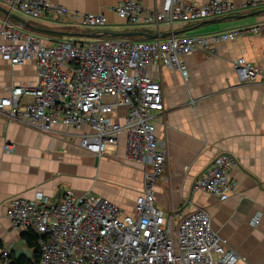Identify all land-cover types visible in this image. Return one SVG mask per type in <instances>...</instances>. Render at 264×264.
<instances>
[{"label": "built area", "instance_id": "1", "mask_svg": "<svg viewBox=\"0 0 264 264\" xmlns=\"http://www.w3.org/2000/svg\"><path fill=\"white\" fill-rule=\"evenodd\" d=\"M258 5L264 0H210L203 5L165 0L161 10H145L140 0H119L111 11L129 26H167L172 32L175 23ZM0 7L16 16L96 31L109 24L101 13H72L51 0H0ZM10 19L0 17V59L11 66L33 63L37 81L10 88L0 98V113L42 133L52 134L59 125L77 131V146L93 156L107 154L123 137L125 160L143 170V190L131 214L108 199L70 190L60 200L42 194L13 199L6 216L14 229L36 233L38 264H236L239 257L213 229L204 209L166 215L155 204L153 186L167 157L155 133L164 111L161 86L148 69L164 67L185 76L182 57L247 35L264 36V23L207 36L131 41L107 35L80 44L45 40ZM232 69L240 85L256 82L262 74L244 58L235 59ZM122 108V122L113 121ZM10 150L4 145L5 152ZM237 167L233 155L217 154L191 191L223 198L236 189L232 172ZM7 256L1 252L0 260L6 262Z\"/></svg>", "mask_w": 264, "mask_h": 264}, {"label": "crops", "instance_id": "2", "mask_svg": "<svg viewBox=\"0 0 264 264\" xmlns=\"http://www.w3.org/2000/svg\"><path fill=\"white\" fill-rule=\"evenodd\" d=\"M51 1L72 13L105 15L109 24L97 31H142L157 34L158 39L171 34L207 36L264 23V5H258L175 23L170 32L167 26L127 25L111 11L119 0ZM184 1L203 5L210 0ZM230 1L240 4L245 0ZM140 2L145 10H161L165 0ZM30 24L62 32L55 30L60 22ZM35 33L45 40L62 37ZM237 58L260 68L258 81L238 83L232 69ZM182 61L185 76L164 67L148 69L161 86L164 111L155 124V133L167 157L153 186L155 204L166 215L204 209L213 229L239 257L236 264H264V36L247 35L218 43L209 52H195L182 57ZM36 81L33 63L11 66L0 59V98L12 87L33 86ZM125 111H117L113 121L122 122ZM77 133L61 125L52 134L42 133L0 113V254L8 252L6 262L0 260V264L19 256L33 261L34 250L26 245L23 234L34 231L14 229L6 216L15 198L32 199L42 194L60 200L70 190L77 196L89 193L108 199L124 212L133 213L135 197L143 190V170L141 165L125 160L123 137L99 157L77 146ZM6 144L11 147L8 152L4 151ZM220 153L231 154L238 161L232 172L236 189L223 198L192 192V182Z\"/></svg>", "mask_w": 264, "mask_h": 264}, {"label": "water", "instance_id": "3", "mask_svg": "<svg viewBox=\"0 0 264 264\" xmlns=\"http://www.w3.org/2000/svg\"><path fill=\"white\" fill-rule=\"evenodd\" d=\"M0 12L5 14V15H9V17L13 20H15L16 22L20 23L21 25H23L25 28L34 31V32H47L50 34H59L62 36H74L76 34L73 33H66V32H56V31H52V30H46V29H41L35 26H32L30 23L20 19L18 16L14 15V14H9L4 8L0 7ZM112 36V37H120V38H130V37H140L145 41L148 40H153V39H158L159 36L157 34H149V33H145L142 31H128V32H104V31H95L87 36L92 37V38H99L102 36Z\"/></svg>", "mask_w": 264, "mask_h": 264}, {"label": "rangeland", "instance_id": "4", "mask_svg": "<svg viewBox=\"0 0 264 264\" xmlns=\"http://www.w3.org/2000/svg\"><path fill=\"white\" fill-rule=\"evenodd\" d=\"M1 14L2 13L0 12V15ZM17 16L20 19H22L26 22H29V23H33L35 25L42 24V20H39V19H30V18L28 19L27 17L22 16V15H17ZM10 21L18 23L13 19H10ZM57 26L58 27H56L55 30L66 32V33L76 34V35L70 36V37L69 36H62V37L59 36V39H68V40H71L74 42H78L80 44H88L95 39V38L87 36V35L94 32L95 29H93V28L85 27L82 25H78V26L57 25ZM129 39L131 41H143V39L140 37H130Z\"/></svg>", "mask_w": 264, "mask_h": 264}, {"label": "trees", "instance_id": "5", "mask_svg": "<svg viewBox=\"0 0 264 264\" xmlns=\"http://www.w3.org/2000/svg\"><path fill=\"white\" fill-rule=\"evenodd\" d=\"M26 245L34 250L33 261L28 260L24 256L12 258L7 264H38L39 250L36 244L37 236L34 233L23 234Z\"/></svg>", "mask_w": 264, "mask_h": 264}]
</instances>
